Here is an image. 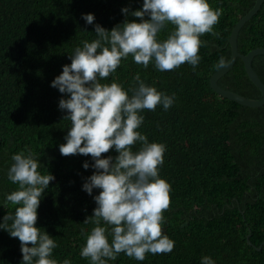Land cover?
Listing matches in <instances>:
<instances>
[{
	"label": "trees",
	"instance_id": "1",
	"mask_svg": "<svg viewBox=\"0 0 264 264\" xmlns=\"http://www.w3.org/2000/svg\"><path fill=\"white\" fill-rule=\"evenodd\" d=\"M143 0H0V201L16 188L7 179L11 156L31 149L39 156L43 173L54 175L37 209L36 225L57 242L53 256L71 264H89L79 255L84 232L94 226L84 223L95 202L82 189L94 169L82 163L90 156L61 155L59 145L70 121L58 108L62 94L50 81L70 63L69 54L82 40L95 38L93 25L82 13H93L94 23L111 29L123 22L121 8L139 9ZM222 9L213 28L205 33L193 70L188 63L171 71H158L150 63L142 68L131 56L101 83L112 80L125 89L134 86L139 73L150 85L175 94L168 109L143 110L138 131L149 142L166 146L159 175L171 187L169 207L163 212L162 232L174 240L169 253H147L143 261L120 253L110 264H200L204 255L215 264H264V104L248 107L219 95L210 76L231 55L228 38L234 24L255 0H208ZM128 20L140 18L127 16ZM169 24L159 35L166 38ZM238 52L246 54L264 47V0L241 27ZM221 59L223 63H220ZM252 66L264 83V55H256ZM218 85L250 98H260V89L247 76L241 58L218 79ZM131 95V93H129ZM139 142L132 146L138 150ZM115 156L114 150L102 156ZM98 192L93 190V194ZM14 206H0V217ZM9 223H11L9 221ZM249 240L247 242V236ZM260 247V250L257 249ZM18 238L0 229V264H20Z\"/></svg>",
	"mask_w": 264,
	"mask_h": 264
},
{
	"label": "clouds",
	"instance_id": "2",
	"mask_svg": "<svg viewBox=\"0 0 264 264\" xmlns=\"http://www.w3.org/2000/svg\"><path fill=\"white\" fill-rule=\"evenodd\" d=\"M121 12L124 21L111 29L94 23L93 13H82L85 23L93 25L95 38L82 40L69 54L70 63L62 65V71L50 81L52 87L67 94L58 101V108L65 112L63 118L70 121L59 152L90 156L91 164L85 160L82 167L94 169L82 183L95 202L92 214L83 221L94 226L88 232L81 230L85 242L79 255L89 264H110L120 253L143 261L147 253L171 252L175 243L162 232L171 191L159 175L166 146L149 142L138 131L143 110L155 111L160 105L166 111L175 102V94L147 84L139 73L128 89L116 80L101 81L130 56L145 69L151 63L164 72L188 63L195 70L201 60L199 48L205 43L200 37L205 33L218 36L213 26L222 15V9H213L208 0H143L139 9L130 11L124 6ZM128 15L140 19L130 21ZM169 24L172 27L166 38L159 39ZM137 142L140 146L133 151ZM110 149L115 156L101 155ZM38 158L30 148L12 154L6 175L16 188L5 193L0 206L12 205L14 211L0 217V229L18 238L20 264H71L68 258L58 261L53 256L57 242L36 225L41 197L55 179L50 172L38 170ZM200 264L215 261L204 255Z\"/></svg>",
	"mask_w": 264,
	"mask_h": 264
},
{
	"label": "water",
	"instance_id": "3",
	"mask_svg": "<svg viewBox=\"0 0 264 264\" xmlns=\"http://www.w3.org/2000/svg\"><path fill=\"white\" fill-rule=\"evenodd\" d=\"M262 2L263 0H255L253 7L234 24L228 38V43L231 49L230 58L210 76V85L215 92L223 97L248 107H260L264 104V83L252 66L253 58L256 55H264V47H256L248 51L246 54H241L238 52L237 37L241 27L257 13ZM238 57L243 61L244 69L249 79L260 89V98L255 99L246 97L218 85V79L233 67ZM247 242L251 244L249 235L247 236ZM257 249L260 250V247H257Z\"/></svg>",
	"mask_w": 264,
	"mask_h": 264
}]
</instances>
